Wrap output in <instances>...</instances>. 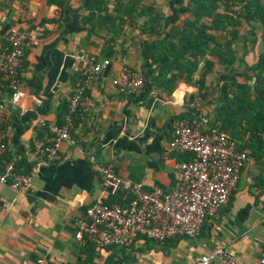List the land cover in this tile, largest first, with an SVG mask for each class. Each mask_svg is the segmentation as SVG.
<instances>
[{
    "label": "crops",
    "instance_id": "1",
    "mask_svg": "<svg viewBox=\"0 0 264 264\" xmlns=\"http://www.w3.org/2000/svg\"><path fill=\"white\" fill-rule=\"evenodd\" d=\"M124 2L138 11L154 7L156 13L167 16L162 25L168 30L181 26L186 17H179L186 10V0ZM87 4L88 0H0V55L14 30L29 34L18 73L25 96L16 105H7L4 161L16 158L30 165L22 166L25 171L30 170L34 143L44 131L42 121L64 124L70 98L85 71L96 62L111 60L88 91L91 103L75 112L71 138L60 147L61 159L41 165L20 190L0 183V264H24L43 257L46 264H195L217 246L243 261L264 264V160L258 163L251 157L228 204L217 216L208 217L194 238L175 236L159 242L140 236L122 247L94 246L77 239L78 220L102 195L98 167L113 163L119 174L147 189L174 188L176 166L191 157L169 147L177 125L182 119L206 115L212 126L216 108L225 99L223 83L234 76L217 65L200 91L204 96L189 103V95L199 91L196 86L180 84L168 92L156 85L159 66L146 54L154 34H144L130 26L123 13H115L120 31L113 54L107 56L111 23L90 33L84 22ZM258 35L264 36V30ZM241 38L251 40L250 35ZM237 46L241 57L243 46ZM248 46L245 59L254 64L257 44L248 42ZM123 58L145 77L144 86L135 91L113 83L120 77ZM244 66L243 62L234 65L240 70ZM199 75L200 69L195 77ZM0 92L6 98L11 95L2 75ZM116 194L111 192L109 203L113 204Z\"/></svg>",
    "mask_w": 264,
    "mask_h": 264
},
{
    "label": "built area",
    "instance_id": "2",
    "mask_svg": "<svg viewBox=\"0 0 264 264\" xmlns=\"http://www.w3.org/2000/svg\"><path fill=\"white\" fill-rule=\"evenodd\" d=\"M28 32L14 30L9 43L0 55V75L11 91L9 98L0 92V157L8 151L5 129L8 102L18 104L25 96L18 77ZM120 77L113 79L129 91L145 84V77L126 63ZM111 63L109 58L94 63L84 73L81 85L70 98L69 110L64 124L42 121V136L33 146L34 163L30 170L18 166L16 158L0 163V183L16 190L28 185L37 169L49 162L61 159L60 147L71 138L70 129L75 112L80 106L91 103L88 91L99 81L104 68ZM208 116L182 119L169 142L171 150L191 154L176 166L177 183L172 189L154 186L147 189L119 174L113 163L98 167L102 195L87 206L84 216L78 220L76 237L81 242L97 241L101 247L130 246L137 238L144 237L163 241L175 236L196 237L208 217L217 216L230 200L241 171L248 160L244 151L237 149L236 142L225 133L211 131ZM111 188L133 196L128 205L109 203ZM264 263V254L261 258ZM24 264H46L45 258ZM195 264H251L237 258L224 247L217 246L201 255Z\"/></svg>",
    "mask_w": 264,
    "mask_h": 264
},
{
    "label": "trees",
    "instance_id": "3",
    "mask_svg": "<svg viewBox=\"0 0 264 264\" xmlns=\"http://www.w3.org/2000/svg\"><path fill=\"white\" fill-rule=\"evenodd\" d=\"M186 2V10L179 14V17L186 14L183 24L170 30L162 25L167 18L165 14L156 13L151 6L138 11L135 5L124 0H88L84 22L89 26L90 33L111 23L113 36L107 56L113 54L115 35L120 31L118 24L114 23L119 19L115 13H123L128 24L144 34H154L146 54L153 65L159 66L154 77L156 85L168 92L180 84L196 86L199 93H191L189 103L201 96L200 91L217 65L224 66L229 75L234 76L223 83L225 99L216 108V121L211 123L210 130L225 133L236 142L238 150L246 152L248 157L259 163L264 160V51L259 52L254 64L247 62L245 56L249 51L248 42L256 46L260 39L256 26L264 30V0ZM142 17L145 19L140 22ZM220 31L222 34H219ZM242 35H250L251 40L242 39ZM239 43L243 46L241 57L237 56ZM238 62L244 63L243 70L234 67ZM199 69L200 75L196 78ZM3 158L0 157V160ZM18 166L30 167L23 161H18ZM117 191L112 203L118 201L126 206L133 199L132 195L111 188L112 193ZM90 244L99 246L97 241H89Z\"/></svg>",
    "mask_w": 264,
    "mask_h": 264
},
{
    "label": "rangeland",
    "instance_id": "4",
    "mask_svg": "<svg viewBox=\"0 0 264 264\" xmlns=\"http://www.w3.org/2000/svg\"><path fill=\"white\" fill-rule=\"evenodd\" d=\"M262 31L263 30L261 29V27L259 25H257L256 26V32L259 34ZM242 33H243V31H242ZM255 50L257 51V53L260 52V51H264V36L260 37Z\"/></svg>",
    "mask_w": 264,
    "mask_h": 264
}]
</instances>
